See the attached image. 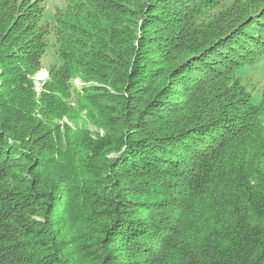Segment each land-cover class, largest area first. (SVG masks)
Returning <instances> with one entry per match:
<instances>
[{
  "label": "trees",
  "instance_id": "trees-1",
  "mask_svg": "<svg viewBox=\"0 0 264 264\" xmlns=\"http://www.w3.org/2000/svg\"><path fill=\"white\" fill-rule=\"evenodd\" d=\"M65 2L0 0V264H264V0Z\"/></svg>",
  "mask_w": 264,
  "mask_h": 264
},
{
  "label": "rangeland",
  "instance_id": "rangeland-1",
  "mask_svg": "<svg viewBox=\"0 0 264 264\" xmlns=\"http://www.w3.org/2000/svg\"><path fill=\"white\" fill-rule=\"evenodd\" d=\"M228 3H233L234 0H227ZM65 0H44V5H45V13L43 17V23L44 24H49L52 27L54 25V15L55 11L58 7H63L65 6ZM152 29L147 32V37L146 40H143L141 45L144 47L142 49V52L140 53L139 51L141 50L142 46H138V52L137 55L133 58L132 60V67L134 64H136L137 60L139 59V64L143 66H147V64L151 63L149 60H153L155 56H159L158 51L161 50V42L159 43L160 39H163V35L160 34L159 36L156 34V27L152 26ZM160 29L159 31H161ZM158 31V32H159ZM141 31L139 30V35ZM145 43L147 45H145ZM138 43H136L137 45ZM56 38L54 36V33H51L50 36V46L46 52V54L43 57V64L44 68L40 72H45L47 74V77L40 79L39 76L36 78V86L37 90L39 91L42 86V82H44L48 78V69L47 67L51 64H58L59 58L56 54ZM98 50H103L104 52L107 53L103 48H100ZM149 51V53L145 52ZM153 55V56H152ZM151 69V67H150ZM39 72V73H40ZM141 72V71H140ZM138 73V70H137ZM44 75H42L43 77ZM138 78H142L140 74L137 75ZM236 77L239 79L238 81L240 82L241 85H244L245 88H247L248 92L252 95L253 100L255 102H258L264 93V56L255 61L254 63H247L244 65H241L236 72ZM171 83H176L175 80H170ZM77 85H80V82L78 80L75 81ZM175 86H173L174 88ZM92 130V128H90ZM101 135L103 134V131H100Z\"/></svg>",
  "mask_w": 264,
  "mask_h": 264
},
{
  "label": "water",
  "instance_id": "water-1",
  "mask_svg": "<svg viewBox=\"0 0 264 264\" xmlns=\"http://www.w3.org/2000/svg\"><path fill=\"white\" fill-rule=\"evenodd\" d=\"M42 75H44V76L42 77ZM38 76H39L40 79H43V78L47 77V74L45 72H40L38 74Z\"/></svg>",
  "mask_w": 264,
  "mask_h": 264
}]
</instances>
